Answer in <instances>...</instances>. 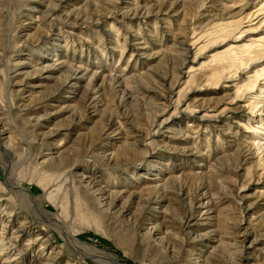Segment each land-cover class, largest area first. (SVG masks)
<instances>
[{
  "label": "rangeland",
  "instance_id": "obj_1",
  "mask_svg": "<svg viewBox=\"0 0 264 264\" xmlns=\"http://www.w3.org/2000/svg\"><path fill=\"white\" fill-rule=\"evenodd\" d=\"M0 264H264V0H0Z\"/></svg>",
  "mask_w": 264,
  "mask_h": 264
},
{
  "label": "bare ground",
  "instance_id": "obj_2",
  "mask_svg": "<svg viewBox=\"0 0 264 264\" xmlns=\"http://www.w3.org/2000/svg\"><path fill=\"white\" fill-rule=\"evenodd\" d=\"M51 17H52V16H51ZM20 190L22 191L23 189L20 188ZM24 191H25V190H24ZM22 192H23V191H22ZM99 194H100V193H99ZM40 237H41V236H40ZM40 237H39V238H40ZM12 241H13V242H16V241H17V237H14V240H12ZM13 245H14V244H13ZM52 256H53V255H52ZM50 257H51V256H49V257H47V258L50 259Z\"/></svg>",
  "mask_w": 264,
  "mask_h": 264
}]
</instances>
